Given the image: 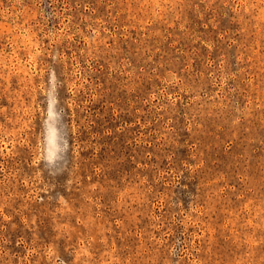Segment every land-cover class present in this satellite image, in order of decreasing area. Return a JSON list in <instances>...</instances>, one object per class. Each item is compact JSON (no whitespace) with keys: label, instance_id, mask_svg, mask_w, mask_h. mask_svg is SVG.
Listing matches in <instances>:
<instances>
[{"label":"rangeland","instance_id":"1","mask_svg":"<svg viewBox=\"0 0 264 264\" xmlns=\"http://www.w3.org/2000/svg\"><path fill=\"white\" fill-rule=\"evenodd\" d=\"M0 264H264V0H0Z\"/></svg>","mask_w":264,"mask_h":264}]
</instances>
